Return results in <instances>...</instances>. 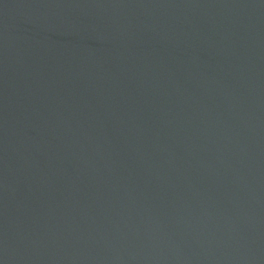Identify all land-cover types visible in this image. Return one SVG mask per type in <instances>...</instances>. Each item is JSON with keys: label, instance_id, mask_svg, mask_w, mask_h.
Listing matches in <instances>:
<instances>
[{"label": "water", "instance_id": "water-1", "mask_svg": "<svg viewBox=\"0 0 264 264\" xmlns=\"http://www.w3.org/2000/svg\"><path fill=\"white\" fill-rule=\"evenodd\" d=\"M0 264H264V0H0Z\"/></svg>", "mask_w": 264, "mask_h": 264}]
</instances>
